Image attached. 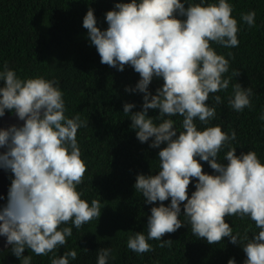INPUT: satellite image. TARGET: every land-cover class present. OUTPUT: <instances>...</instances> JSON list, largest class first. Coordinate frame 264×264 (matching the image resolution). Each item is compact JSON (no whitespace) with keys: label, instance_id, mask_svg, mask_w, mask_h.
Wrapping results in <instances>:
<instances>
[{"label":"clouds","instance_id":"clouds-1","mask_svg":"<svg viewBox=\"0 0 264 264\" xmlns=\"http://www.w3.org/2000/svg\"><path fill=\"white\" fill-rule=\"evenodd\" d=\"M232 11L228 0H130L115 3L105 14L106 30L97 27L92 8L83 18L100 62L121 72L130 65L139 74L135 88L125 91L144 94L142 110L132 112L135 105L125 103L123 113L141 143L151 138L149 146L160 149L158 174H138L133 185L144 203L160 202L151 208L147 236L135 232L127 239V248L137 254L153 251L149 240L160 241L162 248L170 246L172 240L162 237L190 225L192 234L209 245L225 237L240 245L247 257L244 264H264V163L251 150L236 154L231 143L236 140L235 131L228 134L220 126L198 130L194 123L198 118L209 124L216 116L215 107L207 104L209 95L229 87L231 77L224 78L229 60L217 54L211 43L224 48L239 46L238 22ZM255 16V11H249L241 14V20L253 27ZM239 75L233 72V76ZM154 78H162L163 84L152 94L149 85ZM0 81L4 82L0 117L12 112L23 121L19 126L0 128V149H4L0 168L11 173L7 201L0 207V236L9 245L2 250L11 246L20 264H32V256L24 255L26 249L37 256L54 253L72 235V228H61L62 224L71 222L80 229L101 216L100 201L93 199L89 205L77 191L87 171L77 132L88 127V122L79 115L65 116L63 93L55 80H22L5 65ZM232 89L228 104L233 110L252 108L251 87L236 83ZM214 100L222 102L219 95ZM149 109L159 110V114L150 117ZM175 116L183 117L182 130L175 127L171 119ZM259 119L264 120V113ZM162 144L166 146L161 148ZM224 148L228 149L224 162H219ZM200 161L214 174L205 173ZM194 178L195 191L189 197ZM182 204L184 222L179 218ZM227 216L249 217L258 233L251 238L234 235ZM111 256L110 248L99 249L97 264H108ZM76 258L77 252L71 250L59 257L53 255L51 264H70V259ZM228 264L236 262L229 259Z\"/></svg>","mask_w":264,"mask_h":264},{"label":"trees","instance_id":"trees-1","mask_svg":"<svg viewBox=\"0 0 264 264\" xmlns=\"http://www.w3.org/2000/svg\"><path fill=\"white\" fill-rule=\"evenodd\" d=\"M117 2L130 0H0V71L6 65L22 80L37 77L55 80L63 93L65 116L79 115L81 120L88 122V127H81L77 132L81 158L87 166L77 191L89 205L95 199L100 201L101 207L100 218H94L80 229L71 222L62 224L61 228H72V235L66 237V244L57 247L54 253L37 256L26 249L24 255L32 256V264H51L53 255L59 257L75 250L77 258L70 259V264H97L98 250L110 248L112 256L108 264H228L229 259L244 264L247 257L240 245L232 244L228 237L209 245L205 239L192 234L190 225L162 237L172 240L170 246L162 248L160 241L149 240L153 251L137 254L127 248L130 235L143 232L147 236L151 208L159 206L160 202L144 203L142 194L135 192L133 185L138 174H158L160 149L149 146L151 138L147 143H141L130 127L131 120L123 113L125 103L135 105L132 112L142 110L144 94L125 91L135 88L139 74L130 65H125L121 72L102 64L95 46L88 39V30L83 27V18L92 8L97 27L106 30L105 14L113 10ZM189 2L199 3L200 0ZM205 3H218V0H205ZM228 3L238 22L239 46L224 48L211 43V47L229 60V71L224 74V78L231 77L229 87L209 95L207 104L216 109V116L209 124H202L198 118L194 123L198 130L220 126L225 133L235 131L236 140L231 143L236 154L251 150L264 163V120L259 119L264 113V0H228ZM249 11L256 13L253 27L241 20V14ZM234 71L240 75L233 76ZM236 83L252 88V108L237 112L229 106L228 98ZM3 84L0 81V87ZM162 84V78H154L149 91L155 94ZM216 95L221 97L220 104L215 103ZM158 114L159 110H148L150 117ZM171 119L177 130H182L183 117ZM164 146L162 144L161 148ZM227 150H221L219 162H224ZM200 162L205 173L214 174L206 162ZM8 177L10 186V172ZM196 182L194 178L189 185V197L195 191ZM164 204H170V199ZM181 209L179 218L184 222L183 204ZM225 220L233 234L239 233L241 238L245 235L251 238L259 231L249 217L227 216ZM0 264H20L12 254L11 246L0 250Z\"/></svg>","mask_w":264,"mask_h":264},{"label":"water","instance_id":"water-1","mask_svg":"<svg viewBox=\"0 0 264 264\" xmlns=\"http://www.w3.org/2000/svg\"><path fill=\"white\" fill-rule=\"evenodd\" d=\"M16 124V125H22L23 121H20L14 113H5L3 117H0V128H8L9 126ZM4 151V149H0V152ZM9 190V183H8V171H5L4 169L0 168V197H3V199H0V207L4 206L6 204L5 195ZM7 246L6 238L3 236H0V250L5 249Z\"/></svg>","mask_w":264,"mask_h":264}]
</instances>
